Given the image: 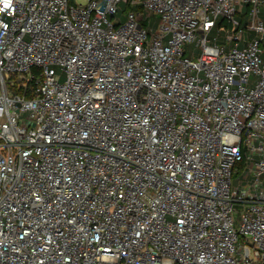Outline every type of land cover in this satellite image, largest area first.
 Returning <instances> with one entry per match:
<instances>
[{
  "label": "built area",
  "instance_id": "obj_1",
  "mask_svg": "<svg viewBox=\"0 0 264 264\" xmlns=\"http://www.w3.org/2000/svg\"><path fill=\"white\" fill-rule=\"evenodd\" d=\"M82 1L0 0V264H264V0Z\"/></svg>",
  "mask_w": 264,
  "mask_h": 264
},
{
  "label": "rangeland",
  "instance_id": "obj_2",
  "mask_svg": "<svg viewBox=\"0 0 264 264\" xmlns=\"http://www.w3.org/2000/svg\"><path fill=\"white\" fill-rule=\"evenodd\" d=\"M78 2L81 3L83 1L82 0H78ZM123 14H124V9H123V7L121 5H119V11H118V13L116 15L117 18H122L123 17ZM260 17L264 20V3L260 6ZM114 22H115V19H114ZM243 22L245 23L246 20H243ZM260 48L263 50L262 59L264 60V42H262L260 44ZM12 79H15V78H12ZM234 176L240 177L241 175H240L239 172H237V173H234ZM234 208L236 209V211H238V206H235ZM238 219H239V215L234 214V222H235L234 224H235L236 227H237Z\"/></svg>",
  "mask_w": 264,
  "mask_h": 264
}]
</instances>
